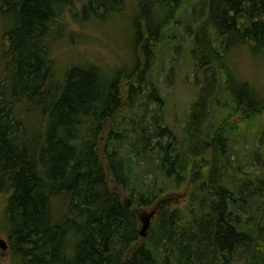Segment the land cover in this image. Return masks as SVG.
Segmentation results:
<instances>
[{
  "label": "trees",
  "instance_id": "obj_1",
  "mask_svg": "<svg viewBox=\"0 0 264 264\" xmlns=\"http://www.w3.org/2000/svg\"><path fill=\"white\" fill-rule=\"evenodd\" d=\"M69 1L2 0L11 22L0 80V208L15 264H264V136L252 144L249 172L234 145L240 121H211L225 102L243 120L264 111L227 61L245 48L264 56V0H207L206 16L187 30L203 77L183 140L163 112H143L146 102L163 107L150 58L186 21L188 0H136L134 44L144 57L134 65L106 76L75 64L54 78L52 34ZM124 5L88 0L83 13L108 16ZM26 114L40 117L36 132ZM189 180L188 205L171 208L163 196ZM152 207L142 237L140 210Z\"/></svg>",
  "mask_w": 264,
  "mask_h": 264
},
{
  "label": "rangeland",
  "instance_id": "obj_2",
  "mask_svg": "<svg viewBox=\"0 0 264 264\" xmlns=\"http://www.w3.org/2000/svg\"><path fill=\"white\" fill-rule=\"evenodd\" d=\"M69 6L63 9L64 14L56 23V31L52 34L50 57L53 58L55 69L54 78H61L67 70L75 65H96L106 76H115L120 70L126 69L136 63L139 56L143 59L144 54L135 48L134 18L137 13L136 0H125V5L119 13L103 11L84 14L85 3L88 0H70ZM98 14V15H97ZM113 14V15H109ZM207 14V0H188L186 7V21L191 24L186 29L185 22L176 23L177 28L169 33H164L162 44L154 51L150 58V76L158 85L159 93L163 100V107L156 102H146L143 113H162L166 119V125L183 140L185 136L184 124L189 113L190 104L197 98L199 87L196 83L198 77H203L202 71L197 72V63L193 54L194 40L188 33L195 32L198 28V20L195 17H205ZM10 18L3 13L2 0H0V80L4 76L6 54L9 49L7 28ZM189 30V31H187ZM234 68V78L247 87L254 89L257 100L264 104V56L262 53L253 54L248 48L233 51L227 60ZM140 62V61H139ZM103 74V75H104ZM227 93H223L226 99ZM160 98V97H159ZM160 98V99H161ZM222 102L225 101L222 99ZM220 103V102H219ZM225 102L223 108L214 111L212 122L223 121V124H242L239 131L241 137L234 141L235 147L240 148L238 161L244 164L246 171L256 170L248 167V157H253L256 151V141L259 136H264V111L259 116L242 119V113L237 112ZM133 111H128V114ZM140 112H134L139 114ZM29 129L34 132L39 128L40 117L36 114H26ZM137 119V116H134ZM222 126V125H221ZM259 154L264 155V147L258 148ZM209 158V157H207ZM256 162V160H255ZM261 161L258 162L260 164ZM150 166L154 169L155 164ZM144 170V168L141 169ZM141 172L139 175H141ZM141 177V176H140ZM192 182L181 184L179 188L170 189L163 198L171 208H182L188 205L191 196ZM58 200H62L58 198ZM60 204V211L65 207ZM160 205V204H159ZM158 205V206H159ZM156 207L141 209L140 214L147 217ZM3 209L0 208V237L6 240L8 248L0 247V264H15L14 253L10 245L9 230L3 217ZM58 208L55 212L61 213ZM141 218V217H140ZM156 216L152 218L153 224ZM143 226V224H142Z\"/></svg>",
  "mask_w": 264,
  "mask_h": 264
},
{
  "label": "water",
  "instance_id": "obj_3",
  "mask_svg": "<svg viewBox=\"0 0 264 264\" xmlns=\"http://www.w3.org/2000/svg\"><path fill=\"white\" fill-rule=\"evenodd\" d=\"M157 213V209L153 210L147 217H143L141 215V228H140V234L142 237H146L148 235L149 229L151 227V221L152 218L155 217ZM143 224V226H142ZM0 247L3 250H6L8 248V244L6 242V240H4L2 237H0Z\"/></svg>",
  "mask_w": 264,
  "mask_h": 264
}]
</instances>
